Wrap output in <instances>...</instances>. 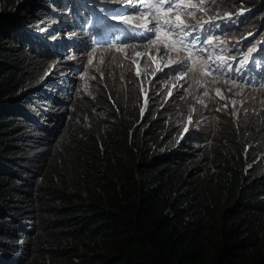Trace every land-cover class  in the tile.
<instances>
[{
    "label": "trees",
    "instance_id": "1",
    "mask_svg": "<svg viewBox=\"0 0 264 264\" xmlns=\"http://www.w3.org/2000/svg\"><path fill=\"white\" fill-rule=\"evenodd\" d=\"M201 1L230 17L227 51L257 39L250 55L264 58V0L161 5L180 6L173 23ZM87 6L0 0V264H264V107L247 121L225 114L208 136L183 133L126 72L63 103L50 76L61 35L46 24H76Z\"/></svg>",
    "mask_w": 264,
    "mask_h": 264
},
{
    "label": "rangeland",
    "instance_id": "2",
    "mask_svg": "<svg viewBox=\"0 0 264 264\" xmlns=\"http://www.w3.org/2000/svg\"><path fill=\"white\" fill-rule=\"evenodd\" d=\"M76 1L82 4L89 2V0ZM133 1L137 3L136 0ZM170 1H177L180 5H187L188 3V0ZM221 1L228 3L229 0ZM205 2H195L199 9L194 10V17L174 14L173 23L187 26L188 29H191L190 31L186 29L189 34L200 35L204 32L208 38L214 37L218 30H223L222 23L220 18L216 21L208 20L223 17V14H219L217 6L212 2L208 1L207 4H203ZM146 3L154 5V7L149 9L155 16L160 13V8L155 0H141V4L145 5ZM165 9L161 5V10L165 11ZM248 11L250 16L253 15V18H250L251 20L257 17L255 12ZM177 16L179 19H176ZM247 16L248 12L245 11L242 17ZM261 16H264V13ZM232 17L238 20L237 15ZM125 19H128V17L121 18V21L118 22L125 21ZM130 20H134V18L131 17ZM137 22L139 21L137 20ZM198 22L204 23L195 25ZM46 25L51 26L47 27L45 33L49 37L59 39V31H62V26L59 28L61 24L49 22ZM154 25L155 21L153 18L144 21L146 32H148L147 29L153 28ZM215 25H219V27L216 28L214 27ZM209 29L212 30L209 31ZM152 35L170 46L171 56H161L158 53L157 45L94 51L93 54L87 57H83L79 53H74L71 49H68L65 59H71L76 64H85L91 67L90 72L85 69L77 74L72 72V77L77 81L78 92L91 96L95 92L92 87L96 78L114 75L120 77L126 72L135 79H140L146 87H150V93L154 90L161 97L160 104L168 107L169 111L175 113L177 118L184 124L183 133L196 132L200 133L201 136H208L211 131H216L224 114H232L236 119L247 121L252 118L259 107H264V93L261 91L247 90L225 80L201 78L205 62L198 60V58L194 60L195 67L192 74L187 71L185 73L177 72L172 74L169 70L178 64V57L183 56V51L185 50L180 48L173 39L167 37L160 25ZM238 40L239 38H231L232 42H237ZM253 43L255 45L249 52H247V46V49L242 48L239 53L247 57L251 52L256 51L261 42L254 39L249 42V45ZM57 61L55 62L54 70L51 69L50 72V76L54 80L59 78L58 73L64 67L63 64L57 63ZM54 95L58 96L60 92L58 91ZM74 103L72 101L71 106Z\"/></svg>",
    "mask_w": 264,
    "mask_h": 264
},
{
    "label": "clouds",
    "instance_id": "3",
    "mask_svg": "<svg viewBox=\"0 0 264 264\" xmlns=\"http://www.w3.org/2000/svg\"><path fill=\"white\" fill-rule=\"evenodd\" d=\"M90 2L91 0H89L87 4H82V7L83 5H89ZM112 3L114 7L105 14L104 18L101 20V23L96 22V25L98 27L96 28L93 26V30H97L100 32L98 35L90 34V31L85 30L76 31L74 27L76 24L80 23L74 24L71 22L65 25H61L62 28H65V30H62L60 32L62 42H58V45H56L55 47L56 54L54 56L55 60L53 61L54 68L56 60H58V63L60 62L59 60L61 58L65 59L66 54L68 53V49H71V51H73L74 53H79L83 57H87L93 54L94 51L115 50L123 48L130 49L133 47H148L150 45H157L158 53L161 56H171L169 48L170 46L167 43L157 39V37L152 35L151 32H146L145 27L142 26L139 29L141 25V18H143V16L145 15L142 7L146 9L143 4L135 3L133 0H112ZM118 4H124L125 9L122 10L117 8ZM203 4L207 3L205 2ZM137 8H140V14H137ZM83 11L84 9L80 12L77 11L78 14L76 15V17L78 19L80 18ZM120 13H124L125 17H129L128 19H126V21L128 22L127 25L117 23V20L112 19V17H118ZM176 14L183 15L182 13ZM131 17L134 18V20H130ZM219 18L222 23L223 30L231 25V23H229L230 21L228 20V18H230L229 16L224 19L218 17L208 21H216ZM118 20H121V18H119ZM137 20L139 22H137ZM111 23L114 24L111 25ZM201 23L204 22H198L195 25H199ZM159 25L167 37L173 39L180 46V48L185 50L183 51L184 55L178 57V64L181 65L182 70L187 67V72L192 74V71L195 67L194 60L198 58V60H202L203 62H205V67L203 68L201 78L208 80H225L231 82L232 84L246 88L247 90L261 91L264 93V58L256 57L250 54L246 57L239 53L240 50L232 52L227 51L226 48L222 46L221 42L224 31L218 30L215 33V36L212 38H208L207 34L204 32L200 35L187 33L183 36V42H181L180 37H178L176 34L171 33L160 23ZM120 32L124 33V37L116 39ZM144 33H148V35L144 36ZM110 34L113 35V37H110ZM139 34H141L142 36L140 40ZM153 36L154 39L149 38ZM195 36H199L200 39L195 41L194 43H189V41H192L193 37ZM205 37H207V41L205 40ZM202 44L203 47H201ZM165 48H167L168 50L167 55L164 54ZM253 61H255V63H253ZM65 62L68 63L60 62L64 65V67L61 68L58 73L59 78H57V80L54 82L56 83L57 89H55L53 93L59 91L60 95H58L57 97L61 99L63 103H71L72 101L75 102L76 100H78V98L83 94L81 92H78L76 86L77 81L72 77V72L73 74H77L84 69L87 72H90L91 67L85 64H76V62L71 59H65ZM215 65H223V67L228 68L229 71L224 75H217V73L210 71V69ZM185 72L186 71L183 70L181 73ZM233 76L235 77L234 79ZM103 78L107 77L104 76ZM229 115L234 116L232 114Z\"/></svg>",
    "mask_w": 264,
    "mask_h": 264
},
{
    "label": "snow or ice",
    "instance_id": "4",
    "mask_svg": "<svg viewBox=\"0 0 264 264\" xmlns=\"http://www.w3.org/2000/svg\"><path fill=\"white\" fill-rule=\"evenodd\" d=\"M136 2L139 4L141 3V0H136ZM211 6V5H210ZM144 7L146 8H152L154 7V5H144ZM180 6L178 4H175V3H169L168 6H167V9L165 11V16H167L168 13L172 12L173 9H179ZM141 10L140 8H137V14H140ZM151 14V13H150ZM153 15V19L155 21V25L153 28L151 29H147L148 32H152V33H155L156 31V28L159 27V19L158 17L155 16V14H152ZM189 15H191V13H189ZM112 19L114 20H118L119 18L118 17H112ZM176 19H179V17L177 16ZM165 26L167 27V29L173 33V34H176L178 37L181 38V42H183V36L187 34V31H190L191 29H188L187 26L185 25H180V24H174L170 21H168L167 19L165 20ZM214 27L218 28L219 25H215ZM187 29V31H186ZM212 29H209V31H211ZM150 39H154V36L153 37H149ZM200 37L199 36H195L193 37V40L192 41H189V43H194L195 41L199 40ZM205 40L207 41V37H205ZM201 47H203V44L201 45ZM167 48H165V55H167ZM253 63H255V61H253ZM184 71H187V67H185L183 69ZM210 71H213L215 73H217V75H224L225 73H227L229 71L228 68H224L223 65H215L213 66ZM137 75H139V73H137ZM235 77L233 76V79ZM226 107V106H225Z\"/></svg>",
    "mask_w": 264,
    "mask_h": 264
},
{
    "label": "bare ground",
    "instance_id": "5",
    "mask_svg": "<svg viewBox=\"0 0 264 264\" xmlns=\"http://www.w3.org/2000/svg\"><path fill=\"white\" fill-rule=\"evenodd\" d=\"M91 18H89V17H86L85 19H84V21H86V20H90ZM96 27H98V26H96ZM110 37H113V35H109Z\"/></svg>",
    "mask_w": 264,
    "mask_h": 264
}]
</instances>
